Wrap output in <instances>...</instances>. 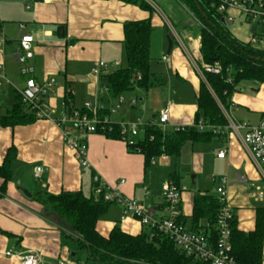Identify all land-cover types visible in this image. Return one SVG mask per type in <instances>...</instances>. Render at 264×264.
<instances>
[{"label": "crops", "instance_id": "obj_1", "mask_svg": "<svg viewBox=\"0 0 264 264\" xmlns=\"http://www.w3.org/2000/svg\"><path fill=\"white\" fill-rule=\"evenodd\" d=\"M150 1L151 11L119 0H0V74L8 82L0 88V118L11 115L19 102L18 92L26 85L23 66L16 59L24 35L34 37V57L28 61L34 79L40 84L55 80L46 98L53 108L50 119L33 116L30 123L15 127L0 123V166L10 149L15 152L10 181L4 192L0 191V264H21L19 256L28 252L38 254L44 264H98L88 263L84 254L79 261L74 259L71 225L44 203L47 195L81 192L87 198L96 196L95 176L125 198L154 207L159 215L165 213L163 185L173 182L185 187L180 205L187 230L192 229L194 195L218 197L219 179L225 177L227 201L236 215L237 228L243 233L255 231L258 212L264 211V175L243 143L245 130L238 133L227 126L207 125L203 133L212 132L210 140L187 142L177 159L161 156L150 166L142 154L131 152L124 140L94 134L87 140L88 165L81 166L64 142L63 128L55 123L65 113L62 104L68 99L72 108H82L87 101L98 103L115 123L132 119L137 104L131 105V99L125 97L134 96L138 89L115 98L104 90L101 77L127 67L125 23L149 19L153 27L150 52L159 50V63L166 64L167 70L152 75L153 85L146 100L140 99L141 109L157 123L160 112L169 108L166 131L194 125L203 81L198 25L177 0H159L161 7ZM230 13L236 17V24L228 25L233 36L264 51V27L258 22L254 25L256 20L245 19L239 11ZM60 27L64 30L59 31ZM165 29L177 38L167 54ZM97 62L108 65L101 76L93 74ZM116 107L121 121L115 119ZM223 112L227 122L236 125L264 123V85L255 91L251 84H242ZM223 151L225 157L218 158ZM37 167L44 169L40 182L35 179ZM3 183L0 178V190ZM122 216L121 207L112 204L97 222V232L105 238L117 227L131 236L150 233L137 219ZM8 252L13 256L5 257Z\"/></svg>", "mask_w": 264, "mask_h": 264}, {"label": "trees", "instance_id": "obj_2", "mask_svg": "<svg viewBox=\"0 0 264 264\" xmlns=\"http://www.w3.org/2000/svg\"><path fill=\"white\" fill-rule=\"evenodd\" d=\"M127 4L139 5L150 10L145 0H119ZM264 2V0H261ZM200 23L198 34L201 38L200 54L203 64L220 66L214 73L201 67L203 81L197 99L198 113L195 124L184 130L164 131L156 123L144 132V138L128 143L121 134L117 123L112 122L105 135L109 139L124 140L129 150L142 154L147 166L161 156L177 159L187 142H205L213 136L212 132L200 133L195 125L203 120L206 125L225 127L228 125L223 109L227 110L232 97L244 83L258 90L264 85V51L250 43L239 41L230 32L228 25L222 23L224 14L218 11L219 0H177ZM213 5V6H212ZM62 27L59 31H63ZM151 20L127 22L124 25V47L127 67L101 77L103 87L109 88L115 98L137 89H149L153 85L150 75ZM140 75V80H138ZM71 110L70 99L66 100ZM29 111L19 102L11 115L0 118L4 127H15L31 122ZM101 110L100 115L106 116ZM15 152L10 149L0 166V178L4 180L1 192L6 189L11 178V164ZM44 203L62 220L71 225L69 238L74 258L86 256L87 262L98 264H208L201 259L186 256L176 244L164 234L150 230L138 236L128 235L115 228L109 237L101 236L96 229L99 219L106 214L112 203L105 202L102 196L85 197L81 192L63 193L59 196L47 195ZM222 206L210 194H195L190 231L203 233L214 244L218 237L217 221ZM182 223V218L179 219ZM183 224V223H182ZM232 256L236 264H263L264 211L257 215L256 229L243 233L237 228L236 215L231 222Z\"/></svg>", "mask_w": 264, "mask_h": 264}, {"label": "built area", "instance_id": "obj_3", "mask_svg": "<svg viewBox=\"0 0 264 264\" xmlns=\"http://www.w3.org/2000/svg\"><path fill=\"white\" fill-rule=\"evenodd\" d=\"M25 1L27 2L28 0ZM145 1L153 7L150 0ZM26 7L29 8V5L26 4ZM218 11L224 14L227 25L236 24V17L231 15L230 12L239 11L245 19L256 20L264 27V2L261 0H242L241 3L235 0H219ZM33 43L34 37L31 35H24L20 40V49L16 55V59L23 66L21 74L26 78V85L24 89L19 90L18 94L21 103L37 119H50L53 108L46 98L52 91L55 80L50 79L45 81L44 84H40L34 79V69L28 66V61L34 57ZM252 43H256V40L253 39ZM0 46H2V42H0ZM164 60H166V57ZM202 67L214 73L221 71L218 65L210 67L202 63ZM107 69L108 65L106 63L97 62L94 66L93 74L101 76L102 72ZM140 78V75H138V80ZM7 83L5 76L0 74V88ZM104 90L106 92L110 91L107 87H104ZM123 102L124 98L120 97V103ZM62 107L65 113L56 119L55 123L63 128L66 146L75 152L81 166H87L88 138L94 134L106 133L113 121L106 116L102 117L100 115L102 108L95 102L87 101L82 108L73 107L71 110H68V105L64 102ZM169 122L170 110L169 108H165L160 112L156 124L166 131ZM117 124L120 127L121 134L130 144L136 141V137L144 133L148 126H150V123L144 122L141 119L128 124ZM206 126L203 120H200L195 125L200 133L204 132ZM185 128L184 126H179L175 130H184ZM227 129H233V131L238 133L240 130H245L243 143L264 175V123L258 126H251L246 123L236 125L228 121ZM214 133L218 134L219 131L215 130ZM217 156L223 159L225 152H220ZM152 164H154V161ZM43 172V167L35 169V179L37 181H41ZM226 185V178L221 177L216 188V193L222 209L217 221L218 237L216 242L212 244L205 235L187 230L179 221L182 217L181 196L186 191L185 187H181L173 182L163 185L162 198L163 211L165 213L164 215H159L154 207H147L141 202L127 199L119 191L108 188L98 176L93 178L94 194L102 196L105 202L120 206L123 211V219L128 217L137 219L143 226L158 231L171 239L186 256L201 259L208 264H236L232 256L231 242V222L235 213L227 201ZM4 255L5 257L13 256L9 252ZM19 259L21 264H44L41 257L34 252L20 255Z\"/></svg>", "mask_w": 264, "mask_h": 264}, {"label": "rangeland", "instance_id": "obj_4", "mask_svg": "<svg viewBox=\"0 0 264 264\" xmlns=\"http://www.w3.org/2000/svg\"><path fill=\"white\" fill-rule=\"evenodd\" d=\"M235 1H237L238 3H241L242 0H235ZM154 2L157 3L161 7V3L159 0H154ZM179 11H181V6L177 3V14H179L178 13ZM192 18L196 22V24L198 25V28H199L200 23L198 21H196V19L193 16H192ZM252 23L255 25L257 23V21L256 22L253 21ZM165 31L167 32V34L165 35V39L168 42V48L166 50V54H167V52L169 50V39L173 42L177 38L173 32L169 31V33H168V31L166 29H165ZM158 34H159V32H157L156 37L158 36ZM164 34H165V32H164ZM161 56L162 55L159 53V50L156 52H152L151 57H152L153 61L150 65V75H153L154 73L155 74H162L163 72H165V69L167 70L166 64L159 63V59L161 58ZM150 88H151V86H150ZM169 89H170L169 87H166V90H169ZM177 91H178V85H177ZM148 92H149V90H147V89H138L134 96L126 95L125 98H127L126 99L127 101H128V99H131V101H130L131 105L137 104V106H136L137 111L133 114L132 119H127L126 121L123 122V121H121V119H122L121 111L118 110L119 107H116L117 109H115V110H117V111H116L115 119H118L121 121V122H117V123L122 124V122H123V123L128 124V123H130L131 120H137V119H141L142 121L147 122V123L151 122L152 116L144 114L143 110L141 109V106L143 105V103L140 102V99L146 100ZM143 138H144V134L139 135L136 137V141L141 140ZM81 262L84 263L83 260H81Z\"/></svg>", "mask_w": 264, "mask_h": 264}, {"label": "water", "instance_id": "obj_5", "mask_svg": "<svg viewBox=\"0 0 264 264\" xmlns=\"http://www.w3.org/2000/svg\"><path fill=\"white\" fill-rule=\"evenodd\" d=\"M222 23H223L224 25H226V21H225V19H222ZM171 47H172V41L169 39V51H168V53H170V51H171ZM77 80L80 81L81 78H78ZM25 193H27V191H25ZM72 257H75V254H74V253L72 254Z\"/></svg>", "mask_w": 264, "mask_h": 264}]
</instances>
